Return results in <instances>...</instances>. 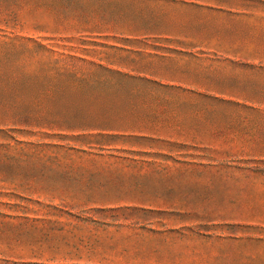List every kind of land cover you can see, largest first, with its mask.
I'll return each mask as SVG.
<instances>
[{
  "label": "rangeland",
  "instance_id": "1",
  "mask_svg": "<svg viewBox=\"0 0 264 264\" xmlns=\"http://www.w3.org/2000/svg\"><path fill=\"white\" fill-rule=\"evenodd\" d=\"M0 264H264V0H0Z\"/></svg>",
  "mask_w": 264,
  "mask_h": 264
}]
</instances>
